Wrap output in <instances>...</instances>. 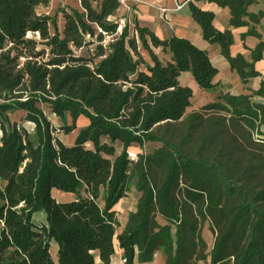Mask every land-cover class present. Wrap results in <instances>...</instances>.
Returning <instances> with one entry per match:
<instances>
[{"label":"trees","instance_id":"trees-1","mask_svg":"<svg viewBox=\"0 0 264 264\" xmlns=\"http://www.w3.org/2000/svg\"><path fill=\"white\" fill-rule=\"evenodd\" d=\"M79 1L82 11L51 15L39 11L51 0H0V264H111L115 239L125 264H151L157 252L165 264H264V103L253 100L264 98V11L249 10L258 1L207 0L231 14L221 30L199 0H178L249 91L220 90L189 113L183 72L204 90L221 88L209 53L188 38L162 39L134 17L138 43L128 22L119 32L113 19L121 0ZM242 27V41H259L233 56V28ZM16 111L30 128L10 117ZM81 116L89 123L65 143L58 133L74 131ZM147 143L158 146L146 152ZM135 177L140 196L118 232L115 207Z\"/></svg>","mask_w":264,"mask_h":264},{"label":"rangeland","instance_id":"rangeland-1","mask_svg":"<svg viewBox=\"0 0 264 264\" xmlns=\"http://www.w3.org/2000/svg\"><path fill=\"white\" fill-rule=\"evenodd\" d=\"M99 1L100 0H92L94 5ZM260 2H261V6H262V3L264 2V0H260ZM138 4H140V3L138 2ZM70 8H77V9H80L81 11L83 10L81 5H80L79 0H51L49 6L41 7L39 9V11L40 12H46V13L53 15L55 12H58V10H62V9L69 10ZM132 12H133V9H128L124 6L123 8H121L120 11L117 12V14L113 17V19L118 21L120 24L119 32L121 31L122 27L125 25V22H128L130 25L131 34L137 38L138 43H139V38H138L137 33L134 30V24L132 22V17H133ZM58 20H59V29L62 32L64 29V25H65V19H64L62 13L58 14ZM196 25L198 26V24H196ZM234 47H235V48H233L234 52H236L237 48H236V46H234ZM205 48L207 49V52L209 53L213 64L221 71L219 79L222 82V87L218 90L209 92V91L204 90L198 86L197 82L195 81V79L193 78L191 73L183 72L179 78L180 81L182 82V85L189 86L193 89V97L191 99V106H190V108L187 109V113H189L193 110L200 109V107L202 105L213 101L215 99V94H217L222 89L227 90L229 92H233V93H236V92L249 93L247 88L245 86L241 85L242 83H241L237 73L230 70L228 63H227V60L221 55V53L219 51V45L217 43L207 42V46ZM237 50L243 51V53L245 55H248V53L245 50H243L240 45L238 46ZM155 51L161 59L167 58V56L163 53L161 48H157ZM77 53H79V51ZM144 55L149 59V56L146 53ZM257 68L264 72V60L257 65ZM259 81H260V79H258V78L255 80H252L250 82L249 87L257 88L259 85ZM253 99L256 101L264 103V98L253 97ZM42 108H43L45 114L47 115L48 119L51 121V123L53 125L58 126V127H61L63 125V121L58 116H56L54 113H52L50 107L47 104H43ZM10 117L13 120H16L18 123L25 124L29 128L32 126L31 124H29L28 122H26L22 119V117H23L22 111H16L14 113H10ZM67 121H68L69 125L72 124L71 118L68 117ZM88 123H89V120L87 118L81 116L76 122V129L74 131H72L69 134H65L61 131L60 133H58V137L61 138L65 143L70 144V143L74 142L79 130L82 127L86 126ZM157 146H158L157 143H147L144 147V150L146 152H149V151H152ZM116 148H117L118 152H121L122 147H121V144L119 142H116ZM130 151H131L132 157L136 158L137 153L141 152V148L138 144H134L131 147ZM136 180L137 179L135 177L131 183V188H130V191L127 193V196L122 198L120 200V202L118 203V205L115 207L116 212H117V219H118V230H120V228H121L120 226L123 225L128 211H130L131 209H133L135 207V203L139 197V193L136 189ZM54 195H55V197H57L60 200H69V199L74 197V195H71L69 193L56 191V190L54 191ZM34 217H35V221L39 224H42L45 222V213L44 212H38L35 214ZM202 235L205 238V240L207 241L209 247H211L213 244L214 235H213L212 231L210 230L208 224L205 225L203 232H202ZM57 250H58V245L56 242L53 241L51 244V251H52V254L54 257L56 256ZM112 260H113V264H115V263L119 264V260H120L119 255L118 254L114 255V259L112 258ZM96 261L98 263V259ZM164 262L165 261H164L163 254L158 253V254H156L154 261L151 264H164ZM136 264H138V263H136Z\"/></svg>","mask_w":264,"mask_h":264},{"label":"crops","instance_id":"crops-1","mask_svg":"<svg viewBox=\"0 0 264 264\" xmlns=\"http://www.w3.org/2000/svg\"><path fill=\"white\" fill-rule=\"evenodd\" d=\"M257 1H258V3L256 5L249 7L250 11H253V12L264 11V2L262 3V6H261L260 0H257ZM138 2L140 4H138ZM179 3H183V7L178 10L177 4H179ZM197 4L205 10H212L215 12L216 16H215L214 22H215V25L218 29L224 30L226 28H230L229 22H230L231 14H229L228 8H222L213 2H208L207 0H199V1H197ZM124 6L128 9H133L134 13L132 12V16H133L132 21H133V18L135 17L141 26H146V27L150 28L160 38L167 39V38H170L171 36L188 38L195 45H197L199 48H202V49L207 51V49L205 47L207 46L208 41H206L203 38L202 33H201V28L199 25L198 26L196 25L197 23H195V20L193 19L192 15H191V12H190V9H189L187 2H181L178 0H121V6H120L118 11H120L121 8H123ZM164 8L168 9V12H167L168 18L165 17V13L163 11ZM262 25H264V17L262 20ZM247 31H248V28H246V27L233 28L234 46H236V48L238 49V46L240 45L242 47V49L248 53V51L245 49V45H247L248 47H255L258 44L259 40L254 36H248L244 41H242L241 40V34L244 32H247ZM234 46L232 47V55L233 56L237 53H243V51H239L237 49H236L237 53L234 52V49H233V48H235ZM219 51H220V47H219ZM260 62H262V61H260ZM227 63H228V61H227ZM259 63H257V65ZM228 66H229V63H228ZM259 71H261V70H259ZM261 73L264 74L263 71H261ZM220 74H221V71L219 70V73L215 78V82H219L221 87H222V82L219 79ZM238 77H239V75H238ZM239 79H240V77H239ZM258 79H260V81H259V84H260L261 78H258ZM240 81H241V79H240ZM181 84H182V82H181ZM241 85H243V84H241ZM225 91H227V90H225ZM231 93H233V92H231ZM236 93L240 94L241 92H236ZM243 93H245V92H243ZM233 94H235V93H233ZM215 96H216V94H215ZM72 143H70V144H72ZM139 196H140V193H139ZM130 211H128V213ZM128 213L126 215V218H125L123 225L120 226L121 228H120V230H118V232H120L123 229L124 225L126 224L127 219H128ZM116 214H117V212H116ZM115 246H116V254H118L119 258H120L122 256V250L119 247V243H118L117 239H115ZM158 253H161V252H157L156 254H158ZM156 254H155V256H156ZM97 259H98V264H101V261L99 260V258H97ZM113 259H114V256H113ZM111 264H113V260H111ZM164 264H165V262H164Z\"/></svg>","mask_w":264,"mask_h":264},{"label":"built area","instance_id":"built-area-1","mask_svg":"<svg viewBox=\"0 0 264 264\" xmlns=\"http://www.w3.org/2000/svg\"><path fill=\"white\" fill-rule=\"evenodd\" d=\"M182 7H183V3H179V4H177V9H178V10L181 9ZM163 11H164V13H165V17L168 18V17H167L168 9H167V8H164ZM126 261H127V259H126L125 257L121 256V257H120V260H119V264H125Z\"/></svg>","mask_w":264,"mask_h":264}]
</instances>
